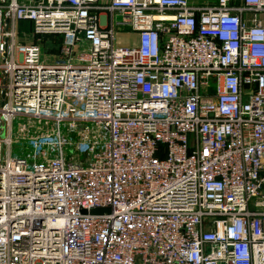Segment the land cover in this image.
<instances>
[{
	"label": "built area",
	"instance_id": "1",
	"mask_svg": "<svg viewBox=\"0 0 264 264\" xmlns=\"http://www.w3.org/2000/svg\"><path fill=\"white\" fill-rule=\"evenodd\" d=\"M0 264H264V0H0Z\"/></svg>",
	"mask_w": 264,
	"mask_h": 264
},
{
	"label": "rangeland",
	"instance_id": "2",
	"mask_svg": "<svg viewBox=\"0 0 264 264\" xmlns=\"http://www.w3.org/2000/svg\"><path fill=\"white\" fill-rule=\"evenodd\" d=\"M196 1H202V0H196ZM205 1H213V0H205ZM102 3V1H101ZM19 28L21 31H30L31 28H32V23L31 21H21L20 24H19ZM31 36H29L27 39L29 40H32L30 38ZM21 38L24 39L26 38L25 36H23V34H21ZM43 41V47L46 51H53L56 49L59 48V44H58V38H55L54 36H50V35H46V36H43L42 39ZM117 42L119 45L121 46H129V45H134L137 43V35H131V36H126L125 33H120L118 36H117ZM20 123H27L28 122V118L26 117H22L20 119H17L14 123V134H17V131L20 127ZM89 125H93L92 122L89 123ZM35 130H38L40 128H34ZM63 129L65 130V127H63ZM69 140L72 142L70 143L69 147L73 148L74 152L77 153V149H76V146H78L79 144V140L77 139L76 136H71L69 137ZM68 151L70 152L71 149H68ZM31 153V150H30V146L27 145V146H24V147H20V146H14L12 148V154L13 155H19V156H25V155H28Z\"/></svg>",
	"mask_w": 264,
	"mask_h": 264
},
{
	"label": "water",
	"instance_id": "3",
	"mask_svg": "<svg viewBox=\"0 0 264 264\" xmlns=\"http://www.w3.org/2000/svg\"><path fill=\"white\" fill-rule=\"evenodd\" d=\"M105 211L106 212H109L110 211V208L109 207H97V208L93 209L91 212L92 213H95V214H98V213H103Z\"/></svg>",
	"mask_w": 264,
	"mask_h": 264
},
{
	"label": "crops",
	"instance_id": "4",
	"mask_svg": "<svg viewBox=\"0 0 264 264\" xmlns=\"http://www.w3.org/2000/svg\"><path fill=\"white\" fill-rule=\"evenodd\" d=\"M202 1H205V0H202ZM100 14H102V17H106L107 15V11H100ZM126 34V36H131V35H135V33H125Z\"/></svg>",
	"mask_w": 264,
	"mask_h": 264
}]
</instances>
